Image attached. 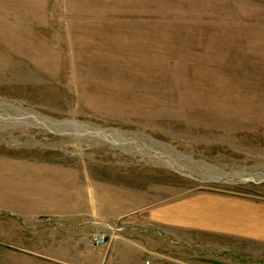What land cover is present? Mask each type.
Wrapping results in <instances>:
<instances>
[{
    "label": "rangeland",
    "instance_id": "1",
    "mask_svg": "<svg viewBox=\"0 0 264 264\" xmlns=\"http://www.w3.org/2000/svg\"><path fill=\"white\" fill-rule=\"evenodd\" d=\"M0 104L123 139L0 124V237L64 235L71 264H264V0H0Z\"/></svg>",
    "mask_w": 264,
    "mask_h": 264
},
{
    "label": "crops",
    "instance_id": "2",
    "mask_svg": "<svg viewBox=\"0 0 264 264\" xmlns=\"http://www.w3.org/2000/svg\"><path fill=\"white\" fill-rule=\"evenodd\" d=\"M258 206L263 207L262 204ZM8 228V235L0 237V264H71L64 247L66 244L71 245L73 241H68L64 235L49 236L46 232L43 236V233L37 230L35 237L22 235L18 238L16 223H13V228L10 225ZM49 246L56 247L57 250L60 246L62 250L61 252H52V250L49 251Z\"/></svg>",
    "mask_w": 264,
    "mask_h": 264
},
{
    "label": "bare ground",
    "instance_id": "3",
    "mask_svg": "<svg viewBox=\"0 0 264 264\" xmlns=\"http://www.w3.org/2000/svg\"><path fill=\"white\" fill-rule=\"evenodd\" d=\"M7 108H8V110L10 109L13 112L12 115H10L9 113H7L4 110V109L7 110ZM0 112H1L0 113V124L1 125L2 124H8V125H17V126H19V125H21L23 123L24 124L25 123H32V124H35L37 126H43L44 125V126H47L49 128H52V129H54V128L64 129V130H67L69 133L72 132L73 135L75 134L78 137H80V136L93 137L94 139H99V140L102 139L104 141L105 140H107V141L116 140V142L117 141H123V139L121 138L122 136L119 135L116 132H106V133L104 132V133H102V132H99V131H96V130L92 129L91 127H89L87 125H78V124H74L72 122L68 123V122L52 121L50 119L41 117V116H39V115H37V114H35L33 112H30L29 110H25V109H22L20 107H13L12 105H10V106L8 105L7 106L5 104H0ZM2 121L6 122V123H2ZM47 127H45V128H47ZM143 147L147 148L146 146H143ZM147 150L150 151V149H147ZM153 156H156V158L159 157V155L156 152L153 153ZM160 160H163V162L167 166L172 168L173 170L179 171V166L176 164L175 161H172L173 159L167 158V157L164 156V157H161ZM234 176H236V177H234ZM234 176L233 177H234L235 181L236 180L240 181V179H239L240 175L236 174ZM248 178H251L253 180L261 181V180L264 179V176H260V175L259 176H257V175L254 176L253 175V176L246 177L245 179H248Z\"/></svg>",
    "mask_w": 264,
    "mask_h": 264
},
{
    "label": "built area",
    "instance_id": "4",
    "mask_svg": "<svg viewBox=\"0 0 264 264\" xmlns=\"http://www.w3.org/2000/svg\"><path fill=\"white\" fill-rule=\"evenodd\" d=\"M108 235L103 231H92L86 237V243L88 246L97 248L104 247L107 244Z\"/></svg>",
    "mask_w": 264,
    "mask_h": 264
}]
</instances>
